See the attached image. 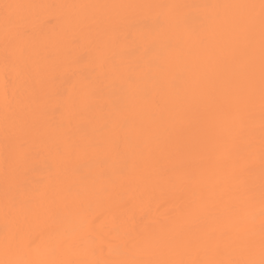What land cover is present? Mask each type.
I'll list each match as a JSON object with an SVG mask.
<instances>
[{
  "label": "bare ground",
  "instance_id": "1",
  "mask_svg": "<svg viewBox=\"0 0 264 264\" xmlns=\"http://www.w3.org/2000/svg\"><path fill=\"white\" fill-rule=\"evenodd\" d=\"M0 264H264V0H0Z\"/></svg>",
  "mask_w": 264,
  "mask_h": 264
}]
</instances>
